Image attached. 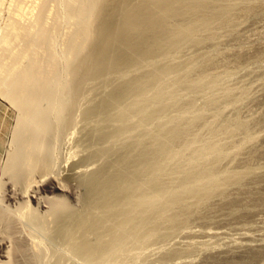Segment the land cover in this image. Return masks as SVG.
Returning <instances> with one entry per match:
<instances>
[{
	"label": "bare ground",
	"instance_id": "obj_1",
	"mask_svg": "<svg viewBox=\"0 0 264 264\" xmlns=\"http://www.w3.org/2000/svg\"><path fill=\"white\" fill-rule=\"evenodd\" d=\"M262 14L264 0H0V95L17 112L0 183V264H126L173 244L201 206L198 219L263 208L264 175L251 165L264 156V141L252 142L264 99L252 116L238 106L247 89L223 84L262 67ZM182 54L177 68L155 65ZM151 63L135 89L109 91L113 77ZM220 85L236 93L222 100ZM78 127L87 132L61 172L56 144ZM233 162L241 175L227 172ZM251 211L236 216L247 223ZM236 244L203 264H264V244ZM182 251L144 261L195 264Z\"/></svg>",
	"mask_w": 264,
	"mask_h": 264
},
{
	"label": "rangeland",
	"instance_id": "obj_2",
	"mask_svg": "<svg viewBox=\"0 0 264 264\" xmlns=\"http://www.w3.org/2000/svg\"><path fill=\"white\" fill-rule=\"evenodd\" d=\"M121 1H124V0H121ZM257 6H258V4H257ZM262 16L264 17V14H262ZM254 18H251V17H249V18H243L240 22H239V25H237L238 26V28L236 29V32H238L239 31V29L241 30L242 28H247V27H249L250 26V24H251V22H253L254 20H253ZM263 30H264V28H263ZM262 31V30H261ZM240 32V31H239ZM238 32V33H239ZM264 32V31H263ZM262 32V33H263ZM221 35L223 34V32L222 33H220ZM224 34H227V35H225V39L227 40L228 39V35H229V37H230V34H228V33H224ZM256 42V41H255ZM252 45V44H251ZM256 45V46H255ZM254 47L256 48L257 47V44L255 43L254 44ZM193 50V51H192ZM192 51V52H191ZM191 51H190V53H188L189 55H191V53L192 54H194L195 53V51H194V49H191ZM185 57H187V55L186 54H182V55H180V59H177L176 57L175 58H167V59H170L169 61L168 60H165V61H163L161 64L159 63L158 65H157V63H155V65L156 66H158V68L160 69V70H164V69H169L170 68V66H171V68H177L179 65H181L182 64V62L184 63V61H181V59L182 58H185ZM181 62V63H180ZM154 66V64H150V66L148 67V68H146V69H148V70H146V69H144V70H142L141 71V73L140 72H138L139 70H137V72H131V73H129L130 75L126 78V79H124V80H117L118 78L117 77H113L114 79V81L112 82V85L110 86V90L109 91H111V89L114 91V92H116L115 91V89L117 88V90L120 92V90H121V92H123V91H125V90H127V87L128 88H131V87H133L134 89L137 87L136 86V84L134 83L135 81L134 80H136V77L137 78H139L141 75H145V74H143V73H148L149 72V69L150 68H152V67ZM255 66V65H254ZM253 66V70H249V69H252V66H251V68L249 67V69H247L246 71L244 70H242L239 74H240V76H238V75H236V76H238L237 77V79H241L242 77H244V80L242 81H238L236 78H232V80L230 81H225L223 84H225V83H227V84H230L231 86H232V84H235V86H236V88H238V90H236V92L237 91H239L241 88H246L247 89V95L245 96V100H244V98H243V103L241 102V103H239L240 105H238L239 106V108H241V107H244V106H246L247 105V103H248V105L247 106H251L252 107V112H251V115L252 116H258V115H260V113H261V106L259 105V104H257L256 102L258 101V103L262 100V99H264V87L262 88L261 86H260V84H262V82H264V81H254V83L255 84H257V86L255 85V84H253V85H255V86H253L252 85V82L253 81H249V80H251V79H253V77H259V76H261V75H259L260 73L262 74V73H264V70L262 71V69H264L263 67H264V63L262 64V67L260 68L258 65H256L257 66V69H256V66L254 67ZM259 67V68H258ZM153 69V68H152ZM256 70V71H255ZM148 71V72H147ZM248 71V72H247ZM259 71V72H258ZM260 71H262V72H260ZM246 72L248 73L247 75H246ZM250 72V73H249ZM251 72H253V73H251ZM254 72H256V73H254ZM137 73V74H136ZM140 76H139V75ZM245 74V75H244ZM254 74V75H253ZM251 75H253V76H251ZM259 75V76H258ZM130 76H131V78H130ZM249 76V77H248ZM241 77V78H240ZM248 79H247V78ZM245 78H246V80H248V81H246L245 80ZM251 78V79H250ZM134 79V80H133ZM243 79V78H242ZM259 79V78H258ZM127 82H126V81ZM237 80V81H236ZM260 80V79H259ZM117 82H121V84L119 85V84H117ZM171 81H168V80H166V81H164L163 83H162V85H164V84H168V83H170ZM249 82V83H248ZM259 82V83H258ZM115 83H116V85H117V87L116 88H113V87H115L116 85H115ZM124 83H126V84H124ZM159 85V87H160V84H158ZM246 85H247V87H246ZM127 86V87H126ZM223 86V85H222ZM227 86V85H226ZM118 87H120V88H118ZM124 87V88H123ZM221 87V85L218 87V89ZM233 87V86H232ZM260 87V88H259ZM125 89V90H124ZM263 89V90H262ZM260 90H262V91H260ZM134 90H130L129 89V91L127 92V94H129V95H131L132 94V92H133ZM234 91V92H233ZM233 91H232V89L231 88H229L228 86L227 87H224L223 89H219V90H216V93L218 94V93H220V95L222 96V100H226V96L227 95H229V94H231V93H236L235 92V90L233 89ZM108 93V92H107ZM113 93V92H112ZM103 95H105V93H103ZM193 96H195V94H193ZM102 97V95H100V97L99 98H101ZM188 97V96H187ZM250 97H251V99H250ZM189 98V97H188ZM249 99H250V101H249ZM100 100V99H99ZM256 100V101H255ZM242 101V100H241ZM247 101V102H246ZM253 102V103H252ZM245 104V105H244ZM250 104V105H249ZM259 105V106H258ZM85 107V106H84ZM245 108V107H244ZM235 109V107L232 105V106H227L226 107V109H222V112H223V114H227L228 112H230L231 110L233 111ZM243 117V116H242ZM17 112H16V110L15 109H13V107H12V105L4 98V97H2L1 95H0V183H1V179H2V170L4 169V167H5V165H6V162L8 161V154L10 153V151H11V148H12V146H13V136H14V130H15V126H16V122H17ZM81 127V126H80ZM80 127H78L76 130H78V131H75L73 134H70L71 135V138H70V136L69 135H67V137L66 136H64V141L62 140V139H59L60 140V142L58 141L57 142V144H56V147H55V150H54V152H55V155H57V154H59V155H57L56 156V158L57 157H59V158H57L56 159V161H57V163H56V168H57V166H58V169L57 170H62L61 172H64V169H65V167H66V169L67 168H69V166L70 165H72V163H73V160L72 159H69V152L71 151H69V149L70 148H72V145L74 146V144L78 141V139H79V136L80 137H82V136H84V134L87 132V129L85 130L84 128H82V129H84L85 131H83ZM83 127V126H82ZM80 129L84 132V133H82V131H80ZM80 131V132H79ZM78 135H77V134ZM69 136V137H68ZM74 136V137H73ZM73 137V138H72ZM76 137H78V138H76ZM70 138V139H69ZM263 138H264V130L263 131H260L259 130V132H257V134H254V136H253V140H252V142L254 141V143L256 142V145H260V143L262 144V141H264L263 140ZM68 139V140H67ZM76 141H75V140ZM262 139V140H261ZM63 142H62V141ZM12 141V142H11ZM68 142V143H67ZM69 142L71 143V144H69ZM74 142V143H73ZM65 143V144H64ZM253 143V144H254ZM259 143V144H258ZM243 144H245L244 142H243ZM70 148H69V147ZM69 148V149H68ZM66 152H68L67 154H66ZM68 155V156H67ZM62 157V158H61ZM63 157H64V159L65 160H63L64 161V163H63V161L62 160H60V159H63ZM7 159V160H6ZM67 159V160H66ZM72 160V161H71ZM238 160V159H237ZM236 160V161H237ZM62 161V162H61ZM65 161H66V163H65ZM70 161V162H69ZM68 162V163H67ZM237 163H235V162H233L232 164H230V165H228L227 167H226V169H227V172H231V173H235V174H237L238 175V173H239V175H241L242 174V170L240 169L239 170V168H237L236 165ZM67 165V166H66ZM69 165V166H68ZM233 165H236V166H234V168L236 167V169H234L232 166ZM254 169V171H252L251 173H253L254 172V174L253 175H257L258 176V174L259 175H264V156L262 157V159L260 160H257V162H255L254 164H253V166L251 165V169ZM65 169V170H66ZM252 169V170H253ZM240 171H241V173H240ZM238 175V176H239ZM238 176H236V177H238ZM247 181V180H246ZM244 183H245V181H244ZM252 185V184H251ZM255 186V185H254ZM253 186V187H254ZM261 188V187H260ZM218 201H219V199H217V200H215V199H213V201L212 202H216V203H218ZM250 206H252V207H250ZM249 207H247V209L245 210H242L243 208H241L240 210H238V211H235V213L234 212H232V213H230V212H228V211H225V212H221L220 214L218 213V215H221V216H219V217H217L216 218V215L215 216H212L211 218H207V217H205V218H203V219H205L204 221H205V223H204V221H203V219H201V218H197V216H196V214H199V210H202L201 208H203L202 206L200 207V209L198 210V213L196 212V213H192V215L190 214V217L191 218H187V226L189 225V223H191V225H189V226H191L190 228H188V229H183L182 231H181V233H180V235H179V237L177 238V240L173 243V244H171V245H167V247H165V248H162V249H159L158 250V253L156 254V253H154V255L153 256H149V254H147V253H143L142 255H140V257H136V258H134L133 260H131V261H129L128 263H126V264H142V263H148V260H146V261H144L148 256H149V258H151V261H157L160 257H161V255H166V254H170V250L172 249V252H171V254H170V256H179V255H181V254H179L181 251H182V249L184 248H186L188 245H186V246H184L185 244H186V242L187 241H189V240H192V238H190V237H193V239H194V241L192 242L193 244L192 245H194V247L196 248H198V250L196 251V253L195 252H193V250L192 249H188V248H190V247H193V246H189V247H187V249L189 250H183L182 251V253H183V255H189V256H191L192 254V259H193V261H194V263L195 264H203L205 261V259L207 260L208 258H210V257H213L214 255H215V253L217 252V250H219L220 249V251L221 250H224L225 248L227 249L228 248V246H231L232 244L234 245V244H236V243H239V245L240 244H245V243H247L248 245H250V246H253L252 244H254L255 246H257L258 244L259 245H263L264 244V207L263 208H261L260 206L258 207H256V206H254V205H250ZM204 207H207V208H203V210L201 211L202 213H207V211H208V204H207V206L205 205ZM254 208V209H253ZM262 210H261V209ZM205 209V210H204ZM252 210L251 212H249L251 215V217L252 218H254V220H250V219H252L250 216L247 218V223H248V225H247V223H246V219L244 220V219H241L243 216L241 215V214H243L244 213V211L247 213L249 210ZM256 209H258V210H256ZM254 210V211H253ZM204 211V212H203ZM241 212V213H240ZM202 213H200V214H202ZM230 213V214H229ZM261 213V214H260ZM199 214V215H200ZM234 214H235V216H234ZM241 215V218H240V216L237 218V216L238 215ZM256 215V214H260V219H255V217H254V215ZM194 215V216H193ZM237 215V216H236ZM225 216H227V217H225ZM229 216V217H228ZM233 216V217H232ZM194 217H195V219H197V220H195L194 219ZM214 217V218H213ZM228 218V219H227ZM194 219V220H193ZM202 220V221H201ZM229 220V221H228ZM240 220H241V222H240ZM257 220V221H256ZM197 221H199L198 223H197ZM201 221V222H200ZM242 221H244V222H242ZM250 221V222H249ZM251 221H253V222H251ZM228 222V223H227ZM239 223V224H238ZM241 223H245V224H241ZM250 223V224H249ZM204 224H206L205 226H204ZM208 224V225H207ZM246 225V226H245ZM222 226H224V227H222ZM176 228V227H175ZM169 232H171L172 233V231H169ZM209 233V235L210 236H213L212 238H210V237H208L209 239H210V241H211V243L212 244H210V242H209V240H208V238H206V239H204L203 240V238L204 237H201L203 234H208ZM173 234V233H172ZM216 235V236H215ZM196 236V237H195ZM199 236V237H198ZM202 239H201V238ZM214 239V240H213ZM200 241V243H198ZM203 243H202V242ZM204 241H205V243H207L206 245H204ZM207 241V242H206ZM213 241V242H212ZM214 242H215V246H214ZM217 242V243H216ZM242 242V243H241ZM197 243H198V245H197ZM202 243V244H201ZM208 243L210 244V245H208ZM196 244V245H195ZM199 244H201V245H204V246H206V248H204L203 249V247L204 246H201V245H199ZM219 246H218V245ZM257 244V245H256ZM237 245V244H236ZM223 246H225V247H223ZM194 247H193V249H194ZM200 247V248H199ZM210 247H213V249L212 248H210ZM215 247V248H214ZM175 248H177V249H175ZM196 248V249H197ZM202 248V249H201ZM211 250H210V249ZM218 248V249H217ZM181 251H180V250ZM195 249V250H196ZM199 249H201L202 251H200ZM179 251L178 253L177 252H175V251ZM194 250V251H195ZM207 250H209V251H207ZM214 250H216V251H214ZM188 251V252H187ZM211 251V252H210ZM157 252V251H156ZM185 252H187V253H185ZM190 252H192V254L190 253ZM190 253V254H189ZM145 254V255H144ZM155 254H156V256H155ZM198 254V255H197ZM147 255V256H146ZM203 257H202V256ZM207 255V256H206ZM146 257V258H145ZM190 257V258H191ZM149 258H147V259H149ZM154 258V259H153ZM153 259V260H152ZM186 261H188V260H184V261H176V262H178V264H182L183 262H186ZM134 262H136V263H134ZM149 262H150V260H149ZM200 262V263H199ZM151 263V262H150ZM261 263V262H260ZM123 264V263H122ZM243 264H245V263H243ZM263 264V263H262Z\"/></svg>",
	"mask_w": 264,
	"mask_h": 264
}]
</instances>
